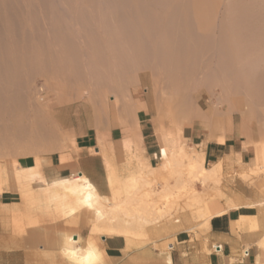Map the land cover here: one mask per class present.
<instances>
[{"label": "bare ground", "instance_id": "6f19581e", "mask_svg": "<svg viewBox=\"0 0 264 264\" xmlns=\"http://www.w3.org/2000/svg\"><path fill=\"white\" fill-rule=\"evenodd\" d=\"M207 68V76L230 95L243 123L244 106L250 119L264 118V0H0V191L6 183L24 185L21 194L25 195L38 178V201L53 205L60 201L58 195L68 197V202L64 198L65 203H56L54 209L75 214L82 211L84 222L85 215L105 224L104 231L124 234L130 242L129 229H123L126 213L123 211L124 218L114 214L123 207L113 203L107 208L103 202L108 197L101 195L87 176L78 174L47 184L35 167L18 165L15 155L25 152H10L7 141L27 146L33 142L37 123H42L38 136L51 137L42 120L43 116L46 121L51 119V91L60 104L79 98L80 106L95 117L101 88L113 91L118 102L129 99L131 88L143 85L144 79L149 80L147 89L158 101L159 111L167 93V99L176 105L177 118L187 125L192 121L190 93L198 84L195 78L204 76ZM37 75L46 78L41 85L35 84ZM143 106L138 105L134 112ZM196 109L199 111V104ZM129 111L131 114L132 109ZM214 116L205 117L204 122L212 132L219 131L222 141L233 118ZM195 146L170 156L165 153L154 172L173 170L180 178L179 169L186 160L191 176L195 173L202 182L215 169L202 165L203 156L197 153L201 147ZM138 218L147 221L141 215ZM128 222L129 228L132 222ZM65 234L59 246L68 261L98 264L105 259L91 237L82 246L78 233ZM166 261L170 262L167 255Z\"/></svg>", "mask_w": 264, "mask_h": 264}, {"label": "crops", "instance_id": "0c3cea01", "mask_svg": "<svg viewBox=\"0 0 264 264\" xmlns=\"http://www.w3.org/2000/svg\"><path fill=\"white\" fill-rule=\"evenodd\" d=\"M142 102L145 106L137 110L135 124L141 147L139 155L147 166L156 167L162 152L150 109ZM204 110L208 109L199 104V111ZM80 129L78 132L73 128L74 142L69 149L21 155L17 163L21 168L35 167L47 184L84 174L101 195L107 196L100 137L106 134L107 143L120 145L124 140V126L111 125L106 129L87 124ZM219 134L204 124L201 115L182 128V136L188 144L196 145L197 149L201 147V152L197 153L203 156L202 165L214 168L217 173L207 179L204 187L214 196L201 204L207 216L198 218L196 214L185 212L169 221V231L159 241V245L166 242L168 248L159 258L162 264L264 263V171L260 170L263 166L258 165L255 149L235 128H227L222 141L218 139ZM114 153L116 157L123 156V152ZM25 201L16 189L0 192V264H52L44 259L52 241L47 239L52 230L48 219L44 227L28 229L23 234L12 227L13 220L42 216L37 209L28 208ZM67 224L73 225L72 222ZM40 236L46 239L41 240ZM99 249L109 264H134L143 254L151 252L150 248H138L135 242H128L124 234L118 233L103 235Z\"/></svg>", "mask_w": 264, "mask_h": 264}, {"label": "rangeland", "instance_id": "374dc122", "mask_svg": "<svg viewBox=\"0 0 264 264\" xmlns=\"http://www.w3.org/2000/svg\"><path fill=\"white\" fill-rule=\"evenodd\" d=\"M205 70V72L203 71L205 73V77L203 75H199L195 78V84L198 83L194 88V92H196L190 93V98L192 97L190 110L193 108L191 111V120H195L200 115L203 118V122L205 117L212 118L214 115L217 116L219 120H221L220 118L225 115L232 117L233 123L231 128H235L241 138L245 140L247 144H251V146L255 149V152H257L259 155V159L257 158L258 165L263 166V168L260 170L264 171V118L262 117L261 120L257 119V117L254 118V120L250 119L247 107L244 106L243 108L246 111V120L243 123L240 119L239 110L234 109L232 105L230 95H226L224 93L226 92V89H222L220 85L216 86L213 83L212 78L207 76L209 75V69L207 68ZM45 79L46 78L44 75H37L35 76L34 81L36 85H41ZM47 79H49V76ZM198 80H201V82L199 83ZM148 82V79H144L143 85L138 84L133 86L129 92L131 99L124 98L122 101L118 102H116V94L113 91L106 90L108 92H105V88H101L99 90L100 101L98 104L97 115L95 117H92L90 113H86V111L80 106L81 103L79 98H70L71 100H68V104H60L55 99V92L51 91L48 95V108L54 112L52 111V115H49L51 118L49 119L51 121H46L44 116V119H42L44 120L43 126L48 128V131L51 133V137L46 139L38 136V128L40 125H42V123H37L33 126V128L36 130L32 140L33 142L27 144V146L17 147V142H14L10 139L7 141V145L11 147L9 149L10 152H25L24 155L37 154L40 152L61 151L69 149L73 144V128L79 132L81 130L80 128L87 124H95L97 127H106V129L111 125L124 126V140L120 145H112L107 143L105 137L106 134L101 135L100 137V156L102 157L104 166L106 168L109 193L106 196L108 197L107 202L104 201L103 204L106 205L107 208H110V206L112 207L113 203L116 205V207L122 206V210H119L114 214H117L118 216L120 215L122 218L126 216L125 219L127 222L124 224L123 229L127 231L129 229L131 240L135 242L138 248L146 247L151 249L150 253L143 254L137 261H135L134 264H162L159 258L163 256L164 252H166L168 248L165 245L166 242L165 244L163 243L159 245V241L168 233L169 228L167 227V224L169 221L176 219L180 213L188 212L190 214H196V217L198 218L207 216V210L203 213L201 204L207 201V199L210 197L214 196V194L206 192L204 187L207 186V179L214 178L217 174L216 172H213V174L212 172L208 173L207 175L209 176L203 178L201 182V180H199L197 176L194 175L195 173L192 172L193 175L191 176V173H189L190 171L186 169V160H183V164L179 169V171H181L180 175L182 176L180 178L178 176L176 178V173H173V170H170V172L167 170L163 174H158L154 172L157 171L156 169L158 166L153 169L152 167L146 165L145 160L139 155V152H141V147L139 143V133L135 127L136 112L139 108H137V110L134 112L138 105L143 104L145 106V103L142 101H145L148 108L150 109V115L155 125L162 156L165 153L168 156H170L172 153H178L182 148L190 150L194 147L189 145L182 136V128L185 126V124H183L181 119L177 118L176 105L167 99L169 95L165 93V99L162 100V110L159 111L158 101L155 100L153 96L149 95V91L147 89ZM207 84L209 85L207 86ZM197 87H199L198 90ZM207 87L211 93L206 91ZM203 89L205 91H203ZM81 93L82 92L79 94ZM81 95H83V93ZM71 96L72 95L70 94L69 97ZM138 99L142 101H139ZM197 102H199V104L204 109H211L210 112L205 115L203 113L208 110L197 111ZM123 103H125L126 106ZM129 108L132 109L131 114H129ZM38 110L41 109L38 108ZM199 112L202 113L200 114ZM204 124L206 123L204 122ZM10 142L13 144L14 148H12ZM164 150L167 152H163ZM114 152H123V156L116 157ZM16 155L15 158L21 156L17 155L16 157ZM162 156H160L158 163L162 162ZM36 179L38 178H34L33 186L26 189L27 191L25 192V195L22 194V196L26 199L25 202L27 203V207L37 209L39 214H42V216L38 219L27 217L15 221L13 220L12 227L18 234H23L28 229H40L44 227L46 224L45 219H48V224H50L52 230L51 236L47 237V239L52 241L49 243L48 255L44 259L48 260L49 263L51 262L52 264H75L77 262L73 263L70 262V260H67V256L62 252L61 246H59V243H62L60 242L62 241L60 239L61 235H64L65 233H78L81 236L80 245L82 243V246H86L87 240H89V237H91L97 243L99 248L102 236L110 234V232L103 230L105 228L104 226H106L105 224L91 220L89 217H85V215L84 219L86 218V222H84L82 219L83 216L81 217L82 211H78L75 214L63 213L58 209H54V207L56 208L57 204L61 205L65 203V200L68 202V197L58 195V200L60 201H57V204L53 202V205L52 203H45V205L40 200L38 201L35 195L36 192L41 188L39 185H37L39 181H37L36 184L34 183ZM177 179L180 180V182H178ZM6 184L2 185L3 190H17L18 188L19 191H17L21 193L22 188L24 189V185H19L17 187L11 183H9L10 185H8V183ZM62 196L63 200L60 199ZM47 206H49V208ZM123 211L126 213V215L123 214ZM138 215L146 218L147 221L144 222L141 219L139 220ZM80 218L82 219L81 221H79ZM128 218H130V220H128ZM128 221L132 222L129 224V228L127 227V224L129 223ZM69 222H72L73 225H68L67 223ZM91 223H97L98 226L96 224H94L95 226H92ZM91 230L94 231L92 232ZM38 238L41 240L46 239L44 236H40ZM84 242L86 244H84ZM43 244L45 243H41L40 245ZM102 259L103 260H101V262L104 263L99 262L98 264H109L104 258Z\"/></svg>", "mask_w": 264, "mask_h": 264}]
</instances>
